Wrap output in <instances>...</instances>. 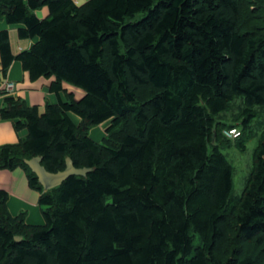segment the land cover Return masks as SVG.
<instances>
[{
    "label": "trees",
    "instance_id": "obj_1",
    "mask_svg": "<svg viewBox=\"0 0 264 264\" xmlns=\"http://www.w3.org/2000/svg\"><path fill=\"white\" fill-rule=\"evenodd\" d=\"M0 19L39 39L14 55L0 32L4 72L19 61L33 81L54 77L55 93H85L44 114L5 100L2 118L28 136L0 147V169L26 172L45 225L12 216L0 192V264H264V0H0ZM252 139L237 195L223 151ZM35 157L51 173L68 157L93 171L45 191L25 163Z\"/></svg>",
    "mask_w": 264,
    "mask_h": 264
},
{
    "label": "crops",
    "instance_id": "obj_2",
    "mask_svg": "<svg viewBox=\"0 0 264 264\" xmlns=\"http://www.w3.org/2000/svg\"><path fill=\"white\" fill-rule=\"evenodd\" d=\"M77 6H82L90 0H73ZM35 15L44 20L50 16L48 7L35 11ZM24 28L23 25H10L6 20L0 19V32L8 31L10 35L12 52L18 55L38 42V38L30 40H20L18 30ZM56 81L54 77L40 78L33 81L30 74L23 69L19 61H14L9 69L4 72L2 55L0 52V147L7 145H16L28 136L26 129L17 131L14 120H6L1 116V109L7 98H14L23 101L28 107H37L40 114H44L48 104L57 105L60 100L66 101L67 94H74L76 100L83 98L85 93L66 83L62 84L63 90L59 93L51 91L52 84ZM7 82L15 84L14 90L7 92L5 85ZM69 116L76 125H79L81 119L70 113ZM109 126V123H105ZM102 124L97 127H105ZM108 128V127H107ZM90 131V138L95 140L94 131ZM106 136V135H105ZM104 136V137H105ZM103 137V139H104ZM99 143V142H97ZM0 192L8 195L7 206L10 214L17 217L24 214L26 223L33 226L45 225L43 208L40 205V193L31 188L28 176L22 168L15 170L0 169Z\"/></svg>",
    "mask_w": 264,
    "mask_h": 264
},
{
    "label": "rangeland",
    "instance_id": "obj_3",
    "mask_svg": "<svg viewBox=\"0 0 264 264\" xmlns=\"http://www.w3.org/2000/svg\"><path fill=\"white\" fill-rule=\"evenodd\" d=\"M145 16V13H140L136 15L135 18L128 20L129 22H137L141 20ZM238 105V104H237ZM237 105L235 109L237 108ZM236 113H238L237 110H235ZM259 117L256 121V123H260L264 121V110L259 111L258 113ZM229 118V116L227 117ZM105 127H95L96 129L94 131V138L97 142L102 143L103 137L106 135V129L108 125H104ZM261 132V129L260 131ZM258 141L257 139H252L247 143L246 150L241 152L239 149H237L235 146H233L230 149H226L223 151V153L226 155L229 162L233 165L235 168V176H234V189L235 194L241 195L244 191L246 180L250 174L251 168H252V162H253V154L254 150L256 148Z\"/></svg>",
    "mask_w": 264,
    "mask_h": 264
},
{
    "label": "water",
    "instance_id": "obj_4",
    "mask_svg": "<svg viewBox=\"0 0 264 264\" xmlns=\"http://www.w3.org/2000/svg\"><path fill=\"white\" fill-rule=\"evenodd\" d=\"M26 165L36 174L39 183L45 191L60 187L65 181L74 176L87 177L93 171L90 168H76L72 159H66V168L58 173H51L42 165V158L35 157L31 160H25ZM22 237H16V241L20 242Z\"/></svg>",
    "mask_w": 264,
    "mask_h": 264
},
{
    "label": "built area",
    "instance_id": "obj_5",
    "mask_svg": "<svg viewBox=\"0 0 264 264\" xmlns=\"http://www.w3.org/2000/svg\"><path fill=\"white\" fill-rule=\"evenodd\" d=\"M15 84L12 82H7L5 85V89L7 92L14 90ZM224 135L232 140H236L241 136V131L238 128H231L224 131Z\"/></svg>",
    "mask_w": 264,
    "mask_h": 264
}]
</instances>
